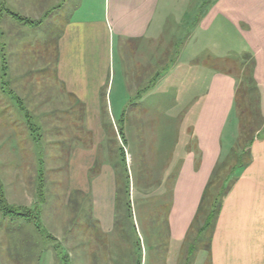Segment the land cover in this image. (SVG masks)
<instances>
[{
    "label": "rangeland",
    "instance_id": "obj_1",
    "mask_svg": "<svg viewBox=\"0 0 264 264\" xmlns=\"http://www.w3.org/2000/svg\"><path fill=\"white\" fill-rule=\"evenodd\" d=\"M49 2L0 0V182L7 204L36 210L27 220L0 209V264H209L210 232L197 236L193 229L178 240L168 225L171 148L183 117L173 114L174 80L160 82L158 92L144 100V108L153 111L143 115L142 134L128 132L127 141L119 116L102 109L84 116L73 98L62 97L54 75L61 14L51 10L38 27V18L39 24L26 25L9 14L34 17L32 8L45 9ZM231 38L214 31L204 38L209 49L225 44L219 52L230 56L208 60V71L240 79L218 163V175L229 179L247 161L248 141L264 133L251 67L242 54L225 51ZM24 85L32 91L24 93ZM106 166L116 174L112 197ZM96 176L101 202H110L109 210L101 209L103 219L93 214Z\"/></svg>",
    "mask_w": 264,
    "mask_h": 264
},
{
    "label": "crops",
    "instance_id": "obj_2",
    "mask_svg": "<svg viewBox=\"0 0 264 264\" xmlns=\"http://www.w3.org/2000/svg\"><path fill=\"white\" fill-rule=\"evenodd\" d=\"M48 4L45 9L33 7L36 16H25L41 20L51 10L61 14L54 75L62 97L73 98L84 116L101 114L102 109L119 116L120 130L127 132L124 140L128 132L142 134L143 115L153 111L144 108V100L158 92L160 82L174 80L178 108L173 114L183 117L171 148L168 225L173 238L183 240L219 163L240 84L229 72L208 71V60L230 56L219 52L225 44L214 43L209 49L204 38L211 31L219 37L232 35L227 43L232 46L225 51L242 54L251 67L263 132L264 0H50ZM41 24L42 20L34 27ZM23 90L27 93L32 87L24 85ZM132 99L135 102L129 103ZM43 108L47 111V102ZM103 174L112 197L116 174L111 166ZM99 179L95 177L92 205L95 217L103 219L101 209L109 210L110 202H101ZM209 264H264L261 130L250 139L249 161L222 202L210 238Z\"/></svg>",
    "mask_w": 264,
    "mask_h": 264
},
{
    "label": "trees",
    "instance_id": "obj_3",
    "mask_svg": "<svg viewBox=\"0 0 264 264\" xmlns=\"http://www.w3.org/2000/svg\"><path fill=\"white\" fill-rule=\"evenodd\" d=\"M9 14L15 20L22 22L23 24H26V25L39 24V20H34L28 17H22L12 12H9ZM238 87H240V84ZM238 90H236V96H237ZM247 144H249V141ZM247 148H248L247 161L243 164L242 167H244L249 161V145ZM122 155L124 156V152H122ZM236 177L233 179H229V177L218 175V164L215 166L209 180L207 181L205 185L196 214L187 230L185 238L189 235L190 231H192L193 229H195L197 236H202L205 232L208 231V233L210 232V236L208 239V250H209L211 234L214 229L215 221L221 210L222 202L225 196L230 191L231 187L233 186L236 180ZM0 207L4 215L12 214V215L24 217L27 220H33L35 218L34 214L36 213V210L34 208H29V207L22 208L19 206L7 204L5 197H4V191H3V186L1 182H0ZM199 219H201L200 223H198ZM37 227L40 228L38 224H37Z\"/></svg>",
    "mask_w": 264,
    "mask_h": 264
}]
</instances>
